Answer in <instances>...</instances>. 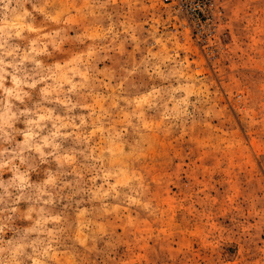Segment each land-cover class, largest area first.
<instances>
[{"label":"rangeland","instance_id":"1","mask_svg":"<svg viewBox=\"0 0 264 264\" xmlns=\"http://www.w3.org/2000/svg\"><path fill=\"white\" fill-rule=\"evenodd\" d=\"M0 264H264V0H0Z\"/></svg>","mask_w":264,"mask_h":264}]
</instances>
